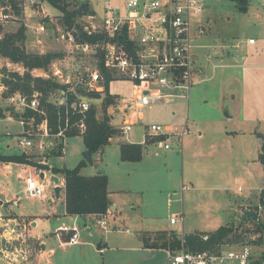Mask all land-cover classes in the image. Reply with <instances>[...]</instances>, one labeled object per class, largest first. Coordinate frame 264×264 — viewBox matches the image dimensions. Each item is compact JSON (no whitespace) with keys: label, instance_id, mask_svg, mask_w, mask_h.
Listing matches in <instances>:
<instances>
[{"label":"rangeland","instance_id":"1","mask_svg":"<svg viewBox=\"0 0 264 264\" xmlns=\"http://www.w3.org/2000/svg\"><path fill=\"white\" fill-rule=\"evenodd\" d=\"M40 2L43 4L42 6L41 4H35L27 12L23 9L21 16L13 15L10 19L2 21L4 32H14L24 23L26 27L24 47L26 51L37 54H59V57L54 59L47 69L31 70L33 76L44 78L54 76V79L59 82L65 79L66 76L74 79L76 71L87 65H92V62H96L98 59L93 56L92 52H84L81 49L80 43L76 41L74 36V33H79L78 29L75 27L69 29L63 24V14L60 10L45 1L40 0ZM64 2L67 4L68 9H79L80 12L75 17V23L87 33L84 30L85 27H90L91 22L98 25L99 20L101 21L104 17V9L108 4L116 6L121 4L122 0H64ZM202 2L205 6L203 16L200 18V22L203 23V33L198 35L194 42L196 45L194 51L201 60L202 72L200 74L197 72L194 76V85L190 91L189 102L177 98L165 103H155L150 107H143L140 109L141 117L138 123L128 132L127 138L139 143L147 132L146 125L152 123L170 125L175 124V122L184 125L186 120L190 131L184 136L182 154L180 152L177 154L179 160L173 165L172 171V175L175 177L172 188L176 194L170 196L173 200L169 202H167L165 194L160 196L161 200H159L158 205L166 219H162L154 226H159L157 228L171 227L178 230V224L171 225L169 217L172 215L178 218L176 215L179 214L181 205H183L186 222L185 234L194 230L209 232L221 224L232 225L233 235H237L234 238L238 237L232 242H248L251 244L256 263L264 264V229L260 227L264 223V206L259 203L258 199L259 187H264L261 165L254 164V166H251L252 164H250L245 168L246 166L243 167L242 164L236 163L237 152L235 149L233 151V148L231 151L220 153L221 156L218 157L222 159V163L221 166H218L219 170L224 173V177H227L228 191L236 198L233 199V204H230L226 192L224 191L221 194V202L215 210H212L216 211L215 216L221 222L218 225L216 220L208 218H203L206 221H201L199 217L193 219L195 216L188 209L190 205L193 208H202L201 206L204 205H200V203H202L201 200L205 203L208 199L207 192L204 199H201L200 196L203 195L200 194L188 198V192L186 191L180 197L182 182L190 184L188 181L189 175L199 172V168H195L193 155L189 152H192L194 147V149H198V146L206 149L212 140L209 138L211 131L214 133L213 137L216 143H218L221 135L225 137L223 129L227 128L229 130L237 125L236 122L224 123L223 129L221 128L222 131L220 130L221 135L218 131L215 134L216 127L219 128L218 118L223 115L222 110H220L222 106L230 113L233 109L238 110L241 116L255 121L256 130L264 132V8L261 6L260 0H247L245 3L242 0H202ZM83 4L87 5V11L82 8ZM240 6L246 7V11L240 10ZM89 16H93V18L90 19ZM40 27L43 30H38ZM249 38H255V43L249 44L247 41ZM238 57L242 58L239 59ZM58 70L62 73L63 78L55 74ZM12 71L23 75L27 70L20 63H12L7 58L0 57V156L21 153V149L16 145V136L21 130L15 120L17 111L3 97L2 93L5 87L4 89L1 88L3 87L2 75ZM236 77L238 80H235ZM236 83L239 85L238 89ZM236 89L242 94V99L241 97L232 99L231 93H236ZM108 90L111 94L118 96L122 102H128L138 92L134 89L131 81L119 79L111 80L108 84ZM221 98H224V101ZM103 99L104 96L94 103V109L97 111L98 117L103 113ZM122 107L123 104L120 103L119 108L113 111L114 118H112L111 123L114 126L121 124L123 119ZM172 109L175 111L174 115L171 114ZM106 114L109 116L107 108ZM204 125L208 126L206 131L203 129ZM199 131L202 132L200 137L198 135ZM260 135H264V133ZM80 136L72 134L68 140L65 155L63 157L52 156L51 158L50 155L47 167H44V164L40 162L39 156L27 154L29 156V162L27 163L29 169L33 172L35 170H50L51 172L52 166L58 169L75 167L83 159L82 152L84 148ZM114 137L121 139L125 136L116 134ZM260 139L261 144L262 137ZM256 141H254L253 148L257 149ZM106 154L108 159L110 156H114L111 148L107 149ZM237 154L245 158L250 156L247 149H243L242 152L239 151ZM181 157L183 158L182 163L180 161ZM3 163L8 162L0 160V167L4 166ZM10 165V170L0 169V181L8 189L2 187L6 197L11 201L17 197L18 202L10 203L8 210L13 211L15 214L39 217L46 215V213L59 214L62 211L64 189L59 191L57 197L55 184L50 176L45 175L44 178H39V182L44 188L42 198L29 197L23 190L22 180L18 179V173L21 171L20 167L16 163H10ZM85 166L82 169L84 174L94 171L95 166L87 163ZM160 169L162 170V165H160ZM54 174H58L56 177L60 179V185L62 174ZM238 186L244 188L239 194L241 197L236 194ZM249 187L253 189L248 190ZM13 193H15V196ZM216 200H218L217 196ZM2 204L3 202L0 201V212L4 210ZM121 210L123 221L122 219H116L114 222L109 221V232H105L97 224V219L94 218H89L86 222L91 227L89 233L85 231L84 224H79V240L81 242L77 247L75 246V249L83 250L88 257L89 255L96 256L99 261H102L103 257L102 264L134 262L131 254L119 250L125 240L137 235L138 227L132 216H129L131 214L130 210L126 207ZM247 211L256 213L257 218L253 219L247 216ZM106 212L110 215L111 211L107 210ZM6 213L5 215L0 214V264H38L40 249L37 240L33 238V229L28 224L24 228L20 220H12V214L8 211ZM189 221L194 223V227L191 229L187 224ZM144 228L147 227L144 225ZM125 229H128V231L126 232ZM45 232L48 233V229H45ZM231 236L229 237L231 238ZM100 240L102 242L107 241L110 247H117L119 250H116L117 248L113 251L108 249L109 251L107 250L103 254H100V252L92 254L94 250L96 251ZM140 264H168L166 250H155L152 259L146 258Z\"/></svg>","mask_w":264,"mask_h":264},{"label":"built area","instance_id":"2","mask_svg":"<svg viewBox=\"0 0 264 264\" xmlns=\"http://www.w3.org/2000/svg\"><path fill=\"white\" fill-rule=\"evenodd\" d=\"M20 1L23 9L41 4L40 0ZM260 3L264 8V0H260ZM204 8L202 0H122V3L116 6L108 4L98 25L91 22L90 27L84 29L88 34H104V40L92 44H79L84 52H92L98 60L76 71L74 79L66 76L60 82L65 85L64 88L50 95L49 101L55 108L64 109V123L58 124L56 132L51 130L46 111L40 107V93L34 92L28 96L15 92L6 98L18 113L15 120L21 130L16 136L17 147L24 154L39 156L40 162L44 165H48L50 155L63 157L72 128L78 130V135H83L86 130L85 113L96 100L105 96L106 77L100 65L109 74V83L115 79L129 80L138 91L128 102H119L116 98V103L108 106L112 108L113 114V111L119 108V104H123L121 109L123 119L121 124L116 126L123 136H127L138 123L141 117L140 109L143 107L177 98L189 102L196 73L197 54L194 51L196 47L194 42L196 37L203 33L200 18L203 16ZM13 15L10 10L5 12L4 8H0V22L10 19ZM38 30L43 28L40 27ZM254 42L255 38L248 39V43ZM55 74L63 78L59 70ZM1 88L4 89V86ZM91 93H97L99 96L92 97ZM26 110L38 114L41 117L40 121L37 122L34 115L25 117ZM70 111L71 114L81 115L80 119L71 123ZM145 128L147 132L144 138H157L163 149H170L176 145L180 151L182 138L188 132L187 124L181 130H176L172 125L159 123L146 125ZM19 165L27 174L26 194L41 199L44 188L39 178L41 174L44 178L46 172L50 170H35L31 173L27 163ZM182 188L185 189L186 186ZM182 220V216L171 217L170 223ZM97 224L105 232L110 231L105 213L99 215ZM62 233L69 234L65 241L62 239ZM55 235L61 244L79 243L77 225H61L56 229ZM179 237L181 239L179 249L166 248L168 264H258L254 258L252 245L248 242L219 243L202 250H192L185 245L184 234L180 233ZM200 238L207 241L209 234L204 233ZM104 250L105 248H102L99 251Z\"/></svg>","mask_w":264,"mask_h":264},{"label":"crops","instance_id":"3","mask_svg":"<svg viewBox=\"0 0 264 264\" xmlns=\"http://www.w3.org/2000/svg\"><path fill=\"white\" fill-rule=\"evenodd\" d=\"M42 5L43 4L41 3V6ZM28 9L29 8H26L25 12H27ZM238 58L241 59L242 57H238ZM197 72L198 74L202 72L201 60L199 59V55H197L195 74H197ZM235 80H238L237 77ZM237 84L238 83H236V87L238 89L239 85ZM237 89H236V93H231L232 99H235L236 97H241L242 99V94L240 93V91L238 92ZM109 93L111 94V92ZM116 98H118V101L121 102L118 96ZM221 100L224 101V98H221ZM111 109L112 108L110 107L107 110L108 114L110 113L109 124L113 126V128L116 130L117 129L116 126H114L111 123L112 115H113L111 113ZM220 110H222L223 115H220L218 118L219 128L216 127L217 130L214 131L215 134L216 131H218L219 133L222 131L224 123L227 124L229 122H236L237 125L233 126V128L229 130L227 128L223 129L224 130L223 135L225 137H223L220 133L221 135V137L219 138L220 142L216 143V140L213 137L214 133H212L211 131L209 138H211L212 140L209 142L206 149L200 146H198V149H194L195 147L193 148V150L191 149L192 152L190 151L189 153L193 155L192 158L195 168L198 167L199 172L192 173L191 175H189L188 181L190 182V184L182 182L180 186V197L186 191L188 192L187 193L188 198H191L196 194L197 195L200 194L203 195L200 196L201 199H204V197H206L205 193L206 192L208 193L207 194L208 199L206 200V202L204 203V201L201 200L202 203H200V205H204L201 206L202 208L200 209L193 208L190 205V208L188 209L190 210L192 215L195 216L193 219L199 217L201 221H206L205 219L208 218L210 220H216L217 225L221 222L215 216L216 211H212V210H215L219 205V203L221 202V194L224 191L226 192L227 200H229L230 204H233L232 201L234 198H236L228 191L229 188L227 185L228 183L227 177H224L225 176L224 173L221 170H219L218 166H221L222 163V159L219 158L221 156L220 153L231 151L232 148L233 151L235 149L237 153L239 151L242 152L243 149H247L248 155L250 156H248V158L247 157L245 158L238 156V154L236 153V159H237L236 163L242 164L243 167L246 166L245 168L250 166V164H252L251 166H254V164L261 165L262 168L261 173H262V178L264 180V170L262 164L258 161L259 145L261 142L260 134L264 132L256 130V127L254 126L255 121L249 119L248 117L241 116L238 110L233 109V111H231L230 113L229 111L224 109V106H222ZM171 114L173 115L175 114V111L173 109L171 111ZM185 124H187V128H188V123L186 120H185ZM170 125L174 126L176 130H181L182 127L184 126L179 122L178 123L175 122V124H170ZM203 129H205L206 131L208 129V126L204 125ZM189 131L190 130L188 129L187 133H189ZM116 134H120L118 130H116V133L113 135L116 136ZM113 135L109 138V143L107 145L102 147L96 153L91 154L92 155L91 165L95 166L94 171L84 174L82 171L83 169L82 167L81 173L85 176L95 175L98 173H102L107 176L108 178L107 191H108V199L110 202L108 211L109 212L111 211L110 215L107 214L108 212L105 213L108 219V226H109V221L114 222L116 219L118 220L122 219L123 221L124 218L121 215L122 213L121 209L126 207L130 210L131 214H129V216L130 215L132 216V218L135 220V224L138 227L137 235L133 236L131 239L125 240L120 250L117 247L115 248L110 247L107 241L102 242L100 240L99 243L97 244L96 251L94 250L92 254L99 253L100 252L99 250L102 248H105V250L103 252H100V254L105 253L108 249L110 251H113L117 248L116 250L123 251L127 254H131V256L134 258V262L132 261L131 263H127V264H140L141 262H144L146 258L152 259L154 257L155 250L157 249L166 250L165 248L145 247L142 241L143 235L150 236L152 240L154 239L155 235L160 232L175 231L178 235L180 233H183L185 235L184 227L186 222H185V211L183 209V205H181L179 214L176 215L178 216V218L182 216L183 220L181 222L174 223V224H178V230H175L171 227L157 228L159 226H154V225H156L162 219H166V217H164V214L161 211V208L158 205L159 200H161L160 196L165 194L167 198V202H169L173 200L172 198H170V196H174L176 194V192L173 191L172 188V185L175 180V177L172 175V171H173V165L179 160L177 154L179 152L180 154H182L184 136L186 134L182 138L181 151L177 148L176 145L172 146V148L170 149H163V147L158 142L157 138L156 139L151 137L143 138V140L139 141V143H135L131 141L129 138H127L128 135L121 139L118 138L116 139ZM198 135L200 137L202 135V132L199 131ZM80 137H82V135ZM254 141L257 142V149L253 148ZM121 143L142 144L143 149H142L141 159L139 161L121 160L120 152H119V145ZM108 148H111L112 152H114V156L113 157L110 156L109 159L107 158V154H106ZM94 155H97L95 156L96 158L94 157ZM52 156H50V158ZM198 159L200 160L198 161ZM181 160H183L182 157L180 158V161ZM10 163L13 162H9V164H4V166L0 167V169L10 170L11 169ZM19 164L20 163H16V165L20 167L21 170L18 173V179L22 180L24 184L23 190L25 191V177L27 174L22 170V167ZM160 165H162V170L160 169ZM30 172L32 173L31 170ZM46 175L51 177V175H58V174L46 172ZM181 177H182V173H181ZM58 181H59L58 185H56L55 183L54 184L55 187L59 186L60 187L59 191H61V189H64V178L62 177L60 185H59L60 183L59 178ZM183 186H186V188L183 189L182 188ZM2 187L7 189V187H5L0 181V194H2L5 198V201H2L3 202L2 206L4 209L3 212L5 211V213L0 212V214L5 215L7 214L6 212L8 211L13 216L11 219L20 220V222L23 223L24 228H26L27 224L31 226L34 233L33 238L37 240L40 249L38 264H99V262H101V264L103 263V257H102V261H99V259L97 260L96 256L92 257L89 255L90 257L89 258L83 250L78 248L75 249V246L77 247V245L80 244L81 242L80 240L79 243L74 245L61 244L59 239L56 237L55 231L61 225L78 226L79 224H84L85 231L89 233L91 227L86 222L89 220V218L98 219L99 217V215H95V214H88V215L67 214L65 211V189L63 190V196H62V205H63L62 211H60L59 214L46 213V215L39 217V216H33L27 214H15L13 211L8 210V205H10V203L17 202V197L13 198L11 201L9 198L6 197V194L4 193V188ZM263 188L261 186L259 187L258 194L260 190ZM252 189H253L252 187H249L248 190H252ZM243 190L244 188L242 186L237 187L236 194L238 195V197H241L239 196V194ZM59 191L58 192L55 191L57 197L59 195ZM13 194L15 196V193ZM216 196L218 200H216ZM171 217H175V216L171 215L169 219H171ZM191 223L193 222L189 221L187 223L188 226L190 227L189 229L194 227L193 226L194 223L193 224ZM208 223L210 222L208 221ZM144 225L147 228H144ZM222 225H226V224H221L218 227ZM217 228H215L214 230H210L209 232H213ZM45 229H48V233L45 232ZM125 231L127 232L128 229H125ZM195 232H199V231L194 230L192 232H187V233L190 234ZM68 236H69L68 233H62L63 241H65L68 238Z\"/></svg>","mask_w":264,"mask_h":264},{"label":"trees","instance_id":"4","mask_svg":"<svg viewBox=\"0 0 264 264\" xmlns=\"http://www.w3.org/2000/svg\"><path fill=\"white\" fill-rule=\"evenodd\" d=\"M49 3L53 7L62 12L63 24L69 29L75 27L79 33H74L78 43H96L104 40V34H87L83 28L75 23V17L79 14V9H68L64 0H41ZM20 0H0V8H4L5 12L11 11L15 16H21L23 8L20 5ZM247 2V0H242ZM6 8H9L6 9ZM82 8L87 11V5L83 4ZM26 27L24 23L14 32H4L3 25L0 22V57L7 58L12 63H20L27 71L20 75L12 71L6 72L2 75V85L5 87L3 97L6 99L9 95L15 92H21L31 96L34 92L40 93V107L46 111L50 128L53 132L57 131L58 124L64 123V109L55 108L54 104L49 101L52 92L64 88V84L55 80L52 77H35L31 74L34 69H47L52 61L59 57L55 53H29L24 47ZM102 73L106 77L105 96L102 100L101 116H97V111L94 105L85 113L84 122L86 130L82 135V141L85 149L91 151V154L96 153L102 147L109 143V138L116 133V130L109 124L110 117L106 114V108L109 105L116 103V95H111L108 90V83L110 80L109 74L100 65ZM90 96L98 97L97 93H91ZM35 116L36 121H40L41 117L31 110H26L24 116ZM18 116V113H16ZM70 122L74 123L81 117L79 114H71L69 112ZM78 130L74 127L70 131L72 134H77ZM262 143L260 144V151L258 153V161L262 164L264 170V135ZM142 144L121 143L119 145L120 158L124 161H139L142 157ZM56 155V154H53ZM29 156L24 153L17 155H2L0 160L4 162L13 163H28ZM86 165L85 160H81L73 168L58 169L52 166L51 172L62 173L64 178L65 189V211L69 215H100L106 213L110 202L108 199L107 184L108 178L105 174L98 173L95 175L85 176L81 173L82 167ZM47 167L46 165H43ZM259 203L264 206V188L259 193ZM259 206V205H258ZM247 211L246 214L250 218L252 216ZM260 227L264 229V223ZM232 225L226 224L218 227L213 232H208L209 239L203 241L200 235L205 232H195L184 235V242L192 250H202L214 246L215 244L231 243L235 236ZM230 235L231 238L229 237ZM142 241L145 247L153 248H170L179 249L181 247V239L175 231L157 233L152 240L150 236L143 235ZM259 264V263H258Z\"/></svg>","mask_w":264,"mask_h":264},{"label":"water","instance_id":"5","mask_svg":"<svg viewBox=\"0 0 264 264\" xmlns=\"http://www.w3.org/2000/svg\"><path fill=\"white\" fill-rule=\"evenodd\" d=\"M241 1V0H240ZM239 9L240 10H242V11H246V7H239ZM82 157H83V159L88 163V164H92V155H91V151L90 150H88V149H85L83 152H82ZM41 178L43 177V174H41V176H40ZM51 179L54 181V183L56 184V185H58V177H56V175H51ZM59 186H56L55 187V191L56 192H58L59 191ZM0 201H5V198H4V196L2 195V194H0ZM251 216H252V218L253 219H256L257 218V215H256V213H253V212H250L249 213ZM33 224H34V222H33Z\"/></svg>","mask_w":264,"mask_h":264}]
</instances>
